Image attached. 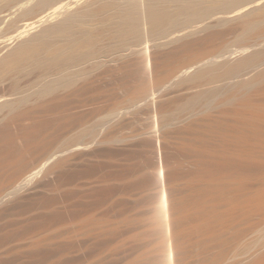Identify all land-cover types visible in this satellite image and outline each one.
I'll return each mask as SVG.
<instances>
[{
	"label": "rangeland",
	"instance_id": "rangeland-1",
	"mask_svg": "<svg viewBox=\"0 0 264 264\" xmlns=\"http://www.w3.org/2000/svg\"><path fill=\"white\" fill-rule=\"evenodd\" d=\"M70 1L67 14L31 31L39 48L34 58L0 75V95L19 107L15 116L19 110L23 116L14 120L8 109L0 111V124L10 117L15 147L36 120L56 119L59 125L21 162L51 169L18 182L14 193V186L2 192L0 264H125L138 251L135 234L163 205V160L190 169L176 148L178 129L229 105L222 101L226 93L264 83L256 80L264 70V32L252 31L264 27V12L227 22L221 19L231 16L223 13L232 7L227 0H0V57L19 44L10 37L21 25ZM200 46L210 52L195 59ZM249 53H255L251 59L236 61ZM173 55L177 60L168 59ZM191 59L195 75L166 76L176 61ZM147 83H156L153 92L131 98L137 84ZM51 98L60 102L49 113L43 107ZM37 104V113L26 112ZM96 219L120 225L103 231L107 241L101 245ZM263 249L264 225L220 264H243Z\"/></svg>",
	"mask_w": 264,
	"mask_h": 264
},
{
	"label": "bare ground",
	"instance_id": "bare-ground-1",
	"mask_svg": "<svg viewBox=\"0 0 264 264\" xmlns=\"http://www.w3.org/2000/svg\"><path fill=\"white\" fill-rule=\"evenodd\" d=\"M227 3H230L232 7L223 13L231 16L221 18L227 22L243 18L257 11L264 12V0H227ZM239 3H243V5L233 8ZM70 6L71 1L60 4L53 11L21 25L18 32L10 37L12 41L15 40L19 44L0 57V75L3 71L13 69L16 64L22 61L32 60L35 51L39 48L38 45H34L30 41L31 31L46 22L60 16L63 17L71 9ZM149 15L156 16L153 12ZM252 31L253 33H263L264 27ZM182 47H178V49L181 50ZM205 48L200 46L201 50L194 55V58L198 59L207 55L210 51H208V47ZM176 52L181 53L180 51ZM165 54L167 53L165 52ZM254 54L243 55L236 61L251 59ZM173 57L174 55L168 59L171 60ZM174 59L177 60V58ZM174 59L172 60L175 61ZM193 60L176 61L171 68L167 64V68L170 69L166 71L167 74L165 71L164 73L167 77L179 73H182L183 77L193 76L198 72V69L193 67ZM168 62L171 61L168 60ZM155 63L157 66L159 65L158 62ZM165 65L163 64V67ZM259 79H264V70L256 77V80ZM153 80L156 81V79ZM158 80L157 83H159ZM247 84L226 93L222 101H229L230 104L220 107L218 113H206L178 129L179 143L175 145L180 156L183 157L182 159L189 163L190 169L185 171L186 167H184V171H182V169L179 170L180 168H174L175 166L173 167L166 158L165 161L163 160L159 169L160 182L164 191L162 194V196L164 195L163 205L159 208V213L149 216L143 229L141 228L135 234L136 242L140 243L138 251L130 255L125 264H220L235 245L237 246V243L264 225V83L260 85L259 82L257 88L255 86L252 87L255 88L254 90L250 88L252 91L245 90ZM137 86H135L137 89L133 86L135 90L132 91L135 92L133 96L131 94V98L153 92L156 83H147L143 88L139 85L141 89ZM73 93H75L74 90ZM56 98L55 101L51 98L52 100L44 107L42 103L43 109L54 108L55 110L59 107L57 102H60L58 101L60 97ZM16 106L14 101L6 98L5 95H0V111L8 109L7 112L13 113L9 115L14 120L22 115L19 110L15 116V112L19 109ZM37 106L34 107L35 109L32 108L33 110L30 107L27 108L31 110L26 112L30 114L38 112L40 106L39 104ZM20 109L22 110V108ZM23 110L25 112L26 109L23 108ZM48 112L51 113L49 109ZM10 117L6 119L7 123L0 124V200L3 199L1 195L4 188L14 186L11 192L14 193L15 184L18 182L21 183L24 179L32 181L44 170L51 169L45 165L41 169L35 170L36 167L30 166L29 168L28 163L26 166L28 170H25L26 167L21 166V162L26 155L33 154L40 149L46 140L55 135L59 127L56 119L36 120L20 137L21 147H15V137L8 129ZM35 118L38 119V117ZM173 135L176 136V133ZM27 173L29 174L27 175ZM163 191L161 188V192ZM92 221L94 228L99 230L98 245L107 241L102 237L103 231H113L120 227L116 223L108 227L101 220ZM39 246L40 244L36 243L30 251L32 258L36 256ZM243 264H264V249Z\"/></svg>",
	"mask_w": 264,
	"mask_h": 264
}]
</instances>
